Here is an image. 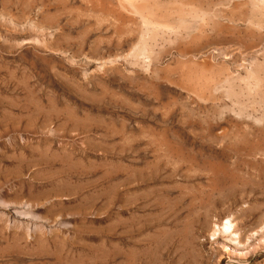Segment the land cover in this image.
Wrapping results in <instances>:
<instances>
[{"label": "rangeland", "instance_id": "obj_1", "mask_svg": "<svg viewBox=\"0 0 264 264\" xmlns=\"http://www.w3.org/2000/svg\"><path fill=\"white\" fill-rule=\"evenodd\" d=\"M151 2L0 0V264H264V0Z\"/></svg>", "mask_w": 264, "mask_h": 264}, {"label": "bare ground", "instance_id": "obj_2", "mask_svg": "<svg viewBox=\"0 0 264 264\" xmlns=\"http://www.w3.org/2000/svg\"><path fill=\"white\" fill-rule=\"evenodd\" d=\"M115 1V3L113 4V8L118 11V13L120 14H124L126 13L128 16L131 15L133 17H139L140 19V29H141V36H140V40L138 42V44H136V46L133 48L132 51H130L129 55L132 56V57H135L137 59H141L142 61H150V56L148 55V51L147 49L145 48V44L143 43L145 39L148 38V36H150V34L152 32H155V33H162V34H165V35H175L177 33H179V29H180V25L179 23H174L173 21H169L167 19V17L165 18L163 15L158 18L155 16L154 14V10L152 9V6L154 7V4L151 2V0H113ZM189 2V1H188ZM181 5V3H180ZM189 6V11L188 12V15L190 16V14H192V17L195 18V16H198L197 15V12L195 11L194 9V5L191 3V4H187ZM156 6V5H155ZM181 7V6H180ZM155 8V7H154ZM184 8V6L182 7ZM158 9V8H157ZM176 9V8H175ZM156 10V8H155ZM180 10V9H179ZM157 11V10H156ZM172 11V10H171ZM181 11V10H180ZM178 11V12H180ZM178 12H174V13H178ZM183 12V11H182ZM157 13V12H156ZM162 13V12H161ZM160 13V14H161ZM167 13V12H166ZM181 13V12H180ZM190 13V14H189ZM164 14V13H163ZM186 14L185 12L183 13V15ZM172 15V14H171ZM187 15V14H186ZM173 16V15H172ZM175 16V15H174ZM208 16H209V13L208 12H205L200 15V17L202 18V20L207 23L208 21ZM170 17V16H169ZM179 17V16H178ZM170 19V18H169ZM179 19H183V18H179ZM191 19V18H190ZM176 21V18L174 19ZM178 20V19H177ZM181 24V23H180ZM146 43V42H145ZM147 44V43H146ZM189 66V65H188ZM191 68V67H190ZM201 68V67H200ZM185 72V71H184ZM198 73V72H197ZM195 75V74H194ZM197 75V74H196ZM184 77H193V71L192 69H189L185 72V74L183 75ZM197 77V76H196ZM248 78V77H247ZM250 78V77H249ZM185 79V78H184ZM249 80H252L253 79H249ZM248 82L249 84V88L251 90V92H257V89L258 87H260V83L258 81H256V79L253 81V82ZM17 209L14 208V211L13 213L14 214H18L17 213ZM220 230V229H219ZM223 235H225L224 233H221ZM213 235H216V233ZM222 235V236H223ZM226 237V236H225ZM239 237L238 235H235V234H232L230 236V238H228L230 241H236L237 242V246L239 247V243H240V240H239ZM227 239V240H228ZM225 238L222 239L223 241V247H225V245L228 247L229 245L226 243L228 242ZM230 243V242H228ZM232 245V244H231ZM230 248V247H229ZM232 248V247H231ZM234 248V247H233ZM237 247L235 246V250ZM240 249V248H238ZM240 252V251H239Z\"/></svg>", "mask_w": 264, "mask_h": 264}]
</instances>
